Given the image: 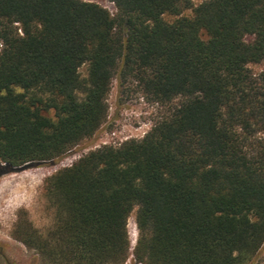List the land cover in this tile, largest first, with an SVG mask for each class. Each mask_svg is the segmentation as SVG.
Wrapping results in <instances>:
<instances>
[{"label":"trees","instance_id":"obj_1","mask_svg":"<svg viewBox=\"0 0 264 264\" xmlns=\"http://www.w3.org/2000/svg\"><path fill=\"white\" fill-rule=\"evenodd\" d=\"M110 1L0 0V174L92 136L116 75L166 105L47 176L51 224L12 236L41 264H264V0Z\"/></svg>","mask_w":264,"mask_h":264},{"label":"rangeland","instance_id":"obj_2","mask_svg":"<svg viewBox=\"0 0 264 264\" xmlns=\"http://www.w3.org/2000/svg\"><path fill=\"white\" fill-rule=\"evenodd\" d=\"M90 1L99 3L110 12L115 10L110 0ZM192 1L198 3L201 0ZM183 13L189 15L191 11L184 10ZM165 18L172 17L165 15ZM249 68L255 73L264 69V59L260 63L249 64ZM80 72L85 73V66L80 68ZM106 104V117L94 134L81 140L62 156L36 164L26 163L13 171L0 174V264H41L34 250L28 249L12 236V229L21 211L41 232H45L51 224L52 214L42 195L43 182L47 176L103 144L117 145L125 139L142 137L166 110V105L151 100L135 79H122L118 75L110 82ZM134 215L135 210L127 219L130 249L138 235ZM263 254L264 244L258 256ZM122 264L138 263L130 254Z\"/></svg>","mask_w":264,"mask_h":264},{"label":"water","instance_id":"obj_3","mask_svg":"<svg viewBox=\"0 0 264 264\" xmlns=\"http://www.w3.org/2000/svg\"><path fill=\"white\" fill-rule=\"evenodd\" d=\"M17 168H19V167H17ZM17 168H13V170H14V169H17Z\"/></svg>","mask_w":264,"mask_h":264}]
</instances>
